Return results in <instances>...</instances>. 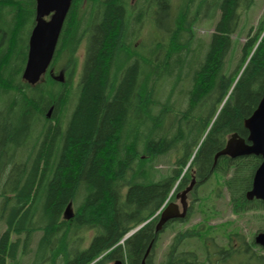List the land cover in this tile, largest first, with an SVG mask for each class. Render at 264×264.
Instances as JSON below:
<instances>
[{
	"label": "trees",
	"instance_id": "16d2710c",
	"mask_svg": "<svg viewBox=\"0 0 264 264\" xmlns=\"http://www.w3.org/2000/svg\"><path fill=\"white\" fill-rule=\"evenodd\" d=\"M253 2L74 0L50 67L66 62V82L48 71L30 85L22 76L36 0H0V264L27 256L38 232V264H157L162 232L153 217L191 184L189 172L197 180L193 203L186 218L167 224L174 236L161 264H264L253 237L219 230L207 215L176 228L189 223L199 187L213 174L224 178L234 215L264 210L246 197L260 157L223 156L215 164L231 134L247 138L244 122L263 97L264 14L246 33L234 70H226L232 37ZM204 18L214 22L209 38L196 34ZM148 21L158 36L139 49ZM172 152L176 167L156 180L152 167ZM70 203L76 216L66 220Z\"/></svg>",
	"mask_w": 264,
	"mask_h": 264
},
{
	"label": "rangeland",
	"instance_id": "374dc122",
	"mask_svg": "<svg viewBox=\"0 0 264 264\" xmlns=\"http://www.w3.org/2000/svg\"><path fill=\"white\" fill-rule=\"evenodd\" d=\"M136 1L137 0H132L133 3H135ZM171 2L173 3V5L176 6L180 4L181 0H171ZM263 14H264V0H254L251 8L247 10L243 15L239 27L236 33L232 37L233 46L226 62L227 72L234 70V68L236 67L240 59V48L244 44V42H246V33L250 28L258 27L259 22L263 17ZM213 28H214V22L210 21L209 18H204L202 21L197 23L195 27L196 34L198 35V37H202V38H209L210 34H212L213 32ZM157 36H158L157 29L150 21H148L144 25L143 29H141L140 35L135 42V47L139 49L141 45H146L147 47L150 45L151 40L155 39ZM84 42L85 41L82 42L81 47L77 53V68H76L77 74L74 77L75 86L77 81L79 80V74L85 59ZM65 63L66 62H59L55 66H53V71L55 72L56 76H59L60 72L62 71L64 72V82H62L63 84L66 82V78L68 75L67 70L70 67V66L67 67V64ZM53 78L55 79V77ZM71 87H72L71 89L73 90V86ZM71 108L72 107L69 106V111L71 110ZM176 161L177 159L175 157V153L173 154V152L170 155H166L164 157L159 158L156 161L155 165L152 167L154 178L156 180H161L166 176H168L169 174L171 175L172 174L171 171L176 167ZM185 172L186 174H188L187 170ZM189 176L192 180V178L195 175L194 173L189 172ZM223 180L224 178L222 177V175L214 174L211 177V179L206 183L205 186L199 187L198 195L201 196L202 198L198 202L196 201L197 205H195L194 211L190 216L189 223L181 226L176 225V228H178V230L183 228H188L190 226H194L195 224L199 223L202 219L204 220L206 218L207 219L212 218L209 225H216L218 226L219 230H223L224 226H226V228H229L231 230L236 229L237 232H239L240 234L246 235L248 239H250L251 237L254 238L259 231H264V210L251 211L243 216H236L233 214L228 188L226 187V185L223 184L224 183ZM183 190H177L176 194L174 195V198H172L173 196L172 195L170 197V199L171 198L172 199L169 201L170 203H177L180 206V209L182 207L180 204V199H178L176 196L177 194L182 193ZM188 203L190 205H192L193 203V197L191 193L189 194L188 197ZM1 204H2V200L0 199V210H1ZM72 211H73L72 212L73 217H75L76 212L73 209ZM206 211L208 212V214H206ZM156 215L153 218H155ZM205 215H207L206 218H204ZM153 218H151L150 220H152ZM164 229H162L159 232V233L162 232V234L160 235L156 244L155 256H157V264H161L163 262L164 256L174 236V231L172 229L170 228H166L165 230ZM5 230H6V223L0 217V235ZM92 235L93 233L87 234L88 239H90ZM41 236H42V232H38L34 235V238L32 239V243H31L30 252L28 253L27 256H21L20 254L17 263L15 264H38L35 262V257H33V254L37 248L38 241L40 240ZM221 239L222 237L219 236L218 241H220ZM101 258L102 257H100V259ZM50 262L48 261L43 264H50ZM94 263L95 262H93L92 264ZM8 264H14V263L9 262ZM110 264H114V263H110ZM224 264H235V263L231 261Z\"/></svg>",
	"mask_w": 264,
	"mask_h": 264
},
{
	"label": "water",
	"instance_id": "95a60500",
	"mask_svg": "<svg viewBox=\"0 0 264 264\" xmlns=\"http://www.w3.org/2000/svg\"><path fill=\"white\" fill-rule=\"evenodd\" d=\"M73 2L74 0H36V24L29 39L28 59L22 76L23 80L30 85L39 83L48 72ZM50 72L56 80L64 82L63 71L60 72L59 76H55L53 70ZM52 112L53 107L49 109L47 116L50 117ZM244 126L248 130L247 138L233 133L228 138L225 147L216 154L215 163L222 156H228L232 159L251 155L261 157L262 162L254 174L252 188L247 192L246 197L249 201L256 199L264 202V89L263 97L257 109L245 120ZM195 183L196 180L193 179L189 187L177 195L182 211L177 203H170L161 211L156 226V234L164 229L170 221L184 219L187 216L189 208L187 197L188 193L193 190ZM72 212V203H70L64 212V218L66 220L72 219ZM150 221L128 233L123 241L134 235ZM254 241L264 248V231L258 233ZM117 264L122 263L117 262Z\"/></svg>",
	"mask_w": 264,
	"mask_h": 264
}]
</instances>
